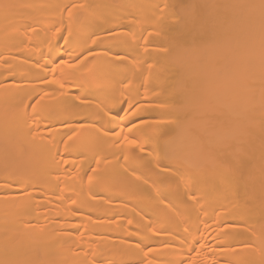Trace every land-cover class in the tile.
<instances>
[{"label":"bare ground","instance_id":"6f19581e","mask_svg":"<svg viewBox=\"0 0 264 264\" xmlns=\"http://www.w3.org/2000/svg\"><path fill=\"white\" fill-rule=\"evenodd\" d=\"M0 264H264V0H0Z\"/></svg>","mask_w":264,"mask_h":264}]
</instances>
